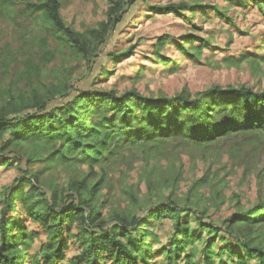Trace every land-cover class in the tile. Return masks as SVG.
Segmentation results:
<instances>
[{"label":"rangeland","instance_id":"obj_1","mask_svg":"<svg viewBox=\"0 0 264 264\" xmlns=\"http://www.w3.org/2000/svg\"><path fill=\"white\" fill-rule=\"evenodd\" d=\"M42 0H0V110L29 113L34 95L45 100V111L71 101L79 92L135 90L145 98L190 99L214 87L264 90V5L247 0H124L132 1L121 21L103 43L89 38L93 52L88 63L58 41L51 24L26 4ZM60 14L72 31L86 34L105 22L107 0H59ZM182 5L178 14L156 13L154 7ZM167 40L161 47V40ZM162 61H170L168 65ZM110 115L94 110L92 126ZM104 134L109 129H101ZM114 131L109 149L88 159L81 152L65 160L52 152L64 150L65 137L47 143L28 138L3 154L0 164V209L4 191L23 172L38 178L47 195H71V185L83 180L89 187L101 182L94 201L106 229L119 217L142 222L146 244L137 247L138 264H236L223 253L226 244L245 255L238 237L248 236L264 246V223L237 225L235 233L214 236L205 224L222 222L264 201V132L237 133L211 144L189 146L177 138L162 144L126 143ZM14 130L3 136L13 139ZM90 140H86L89 143ZM174 202L183 211L192 242L175 254L172 223L149 219L158 203ZM199 237V239H197ZM124 243L126 239L119 238ZM211 252L206 254V245ZM246 257V255L244 256ZM246 264H258L246 257Z\"/></svg>","mask_w":264,"mask_h":264},{"label":"trees","instance_id":"obj_2","mask_svg":"<svg viewBox=\"0 0 264 264\" xmlns=\"http://www.w3.org/2000/svg\"><path fill=\"white\" fill-rule=\"evenodd\" d=\"M106 20L97 30L80 34L67 27L61 17L59 0H42L38 4H26L27 11L41 14L57 34L58 41L67 44L71 51L90 61L93 47L89 38L103 43L120 21L132 1L107 0ZM264 5V0H247ZM182 5L154 7L156 13L178 14ZM167 40L162 39L163 47ZM170 61H162L168 65ZM107 108L108 117L99 125L92 126L90 118L94 110ZM30 112L0 110V164L7 165L4 153L28 138L39 137L51 143L65 137L64 150L52 152L48 160L60 154L81 152L88 159L102 156L109 149V140L118 129L126 143L162 144L177 138L189 146L211 144L223 137L237 133L264 132V90L255 92L249 88L214 87L190 99L184 94L174 98H145L132 90L116 96L113 92H79L66 104L45 111V100L34 95ZM109 129L104 134L101 129ZM14 130L15 137L3 141V136ZM86 140H90L86 143ZM83 180L71 185V195L53 192L47 195L38 178L21 173L4 191L0 209V264H138L134 252L146 244L142 222L137 217H119L115 230L106 229L100 220L94 201L101 182L89 187ZM181 211L168 201L158 203L148 210L149 219H169L172 223L174 240L172 252L177 254L187 248L193 235L186 224L178 220ZM197 214L196 222L201 231L218 236L221 233H237V225L255 227L264 223V201L245 212L236 213L225 219L222 228L202 222ZM238 234V233H237ZM122 237L129 243L122 242ZM199 239V237H197ZM238 245L247 258L264 264V246L256 245L248 236L238 237ZM206 245V254L211 252ZM223 253L235 257L236 264H246L245 255L234 251L226 244ZM209 264V263H208Z\"/></svg>","mask_w":264,"mask_h":264}]
</instances>
